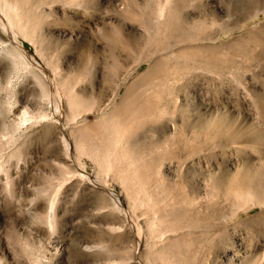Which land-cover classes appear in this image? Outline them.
Instances as JSON below:
<instances>
[{
	"label": "rangeland",
	"instance_id": "1",
	"mask_svg": "<svg viewBox=\"0 0 264 264\" xmlns=\"http://www.w3.org/2000/svg\"><path fill=\"white\" fill-rule=\"evenodd\" d=\"M0 264H264V0H0Z\"/></svg>",
	"mask_w": 264,
	"mask_h": 264
},
{
	"label": "bare ground",
	"instance_id": "2",
	"mask_svg": "<svg viewBox=\"0 0 264 264\" xmlns=\"http://www.w3.org/2000/svg\"><path fill=\"white\" fill-rule=\"evenodd\" d=\"M2 3H3V2H2ZM128 3H129V2H128ZM199 5H200V4H199ZM199 5H198V6H199ZM161 9H162V8H161ZM145 10H146V9H145ZM146 11H147V10H146ZM149 11H150V10H149ZM161 11H162V10H161ZM153 12H154V11H153ZM186 12H187V11H186ZM194 12H196V10H195ZM3 13H4V12H3ZM7 14H8V13H7ZM7 14H6V15H7ZM7 16H9V15H7ZM7 16H6V17H7ZM150 16H151V15H150ZM13 23H14V22H13ZM3 24H4V23H3ZM149 25H150V24H149ZM223 26H224V25H223ZM149 27H150V26H149ZM202 28H203V27H202ZM222 28H223V27H222ZM175 30H176V29H175ZM15 32H16V31H15ZM169 35H170V34H169ZM174 50H175V49H174ZM167 53H168V52H167ZM164 57H165V56H164ZM153 58H154V57H153ZM166 58H168V57H166ZM164 59H165V58H164ZM162 60H163V59H162ZM151 65H152V64H151ZM156 72H157V71H156ZM172 72H173V71H172ZM158 75H159V74H158ZM169 75H170V74H169ZM139 80H140V79H139ZM156 81H157V80H156Z\"/></svg>",
	"mask_w": 264,
	"mask_h": 264
}]
</instances>
